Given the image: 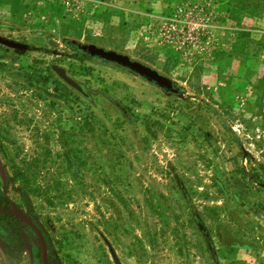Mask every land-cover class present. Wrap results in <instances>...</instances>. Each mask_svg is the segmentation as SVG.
Here are the masks:
<instances>
[{
	"label": "rangeland",
	"instance_id": "1",
	"mask_svg": "<svg viewBox=\"0 0 264 264\" xmlns=\"http://www.w3.org/2000/svg\"><path fill=\"white\" fill-rule=\"evenodd\" d=\"M0 37L29 46H0V195L47 264H113L99 235L120 264H214L206 239L264 264V0H0ZM0 264H39L26 231L0 230Z\"/></svg>",
	"mask_w": 264,
	"mask_h": 264
},
{
	"label": "water",
	"instance_id": "2",
	"mask_svg": "<svg viewBox=\"0 0 264 264\" xmlns=\"http://www.w3.org/2000/svg\"><path fill=\"white\" fill-rule=\"evenodd\" d=\"M0 46H3L8 49L16 50V51L29 50V46L26 44L19 43V42L6 39V38H2V37H0ZM75 48L77 51H80L90 57L99 59L107 63H111L113 65H116L120 68H123L129 71L130 73L138 76L139 78L149 83L150 85L159 88L164 94H175L177 92V89L174 87L173 82L169 78L159 74L154 69L136 60L130 59V57H128L125 54L112 51V50H105L101 47L94 46V45H88V44L82 45V44L75 43ZM50 70L53 72L55 77L58 78L68 88L75 91L76 93H78L80 96L84 98L87 97L82 86L78 82H76L74 79L69 77L62 67H59L56 65H50ZM0 180L2 184L5 185L6 180H7V175L1 163H0ZM260 186L264 188V185H260ZM18 218L19 220H22L30 228V230L33 232L35 238L38 241V243H36L35 240H32L33 246L38 248L39 264H47L46 249H45V245H44V242L42 240L40 233L29 220L25 219L21 215H18ZM198 227L200 228L199 225ZM99 236L101 237V240L107 249L111 262L113 264H120L111 245L102 235H99Z\"/></svg>",
	"mask_w": 264,
	"mask_h": 264
},
{
	"label": "flooded vegetation",
	"instance_id": "3",
	"mask_svg": "<svg viewBox=\"0 0 264 264\" xmlns=\"http://www.w3.org/2000/svg\"><path fill=\"white\" fill-rule=\"evenodd\" d=\"M4 202L5 201L3 200V197L0 195V230H6V231H8L10 233L13 232V233L18 234V228H20V229L26 231V233H27V235H28V237L30 239V243H31L32 247H34L33 243H32V240H35L36 243H38V241L35 238L33 232L30 230V228L22 220H19L18 215L14 216V215H12L10 213V211H6L5 210ZM21 216H23L25 219H27L24 215H21ZM2 218H5V219L3 220ZM27 220H29V219H27ZM33 225L36 227V229L40 233L39 228L35 224H33ZM40 235H41V233H40ZM41 237H42V235H41ZM4 238H6V237L4 236ZM42 240H43V238H42ZM43 242H44V240H43ZM34 248H37V247H34ZM46 258H47V256H46Z\"/></svg>",
	"mask_w": 264,
	"mask_h": 264
},
{
	"label": "trees",
	"instance_id": "4",
	"mask_svg": "<svg viewBox=\"0 0 264 264\" xmlns=\"http://www.w3.org/2000/svg\"><path fill=\"white\" fill-rule=\"evenodd\" d=\"M76 50V48H74ZM77 51V50H76ZM71 160V159H70ZM182 195L185 196V194L181 191ZM3 220L5 218H2ZM195 219V218H194ZM206 246H207V249L208 251L210 252V255L212 257V260L214 261V264H217V261H216V257L214 255V251H213V248H212V245L210 243V240L209 239H206Z\"/></svg>",
	"mask_w": 264,
	"mask_h": 264
}]
</instances>
